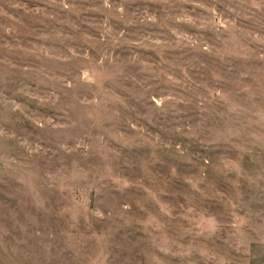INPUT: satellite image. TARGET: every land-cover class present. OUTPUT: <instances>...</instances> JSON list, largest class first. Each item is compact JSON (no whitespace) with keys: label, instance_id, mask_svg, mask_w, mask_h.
<instances>
[{"label":"rangeland","instance_id":"374dc122","mask_svg":"<svg viewBox=\"0 0 264 264\" xmlns=\"http://www.w3.org/2000/svg\"><path fill=\"white\" fill-rule=\"evenodd\" d=\"M259 241L264 0H0V264Z\"/></svg>","mask_w":264,"mask_h":264},{"label":"crops","instance_id":"0c3cea01","mask_svg":"<svg viewBox=\"0 0 264 264\" xmlns=\"http://www.w3.org/2000/svg\"><path fill=\"white\" fill-rule=\"evenodd\" d=\"M247 262L244 264H264V242H258L252 249V253L247 255ZM229 259L223 255L219 254L218 257L206 261L204 264H225ZM200 264V263H196Z\"/></svg>","mask_w":264,"mask_h":264}]
</instances>
